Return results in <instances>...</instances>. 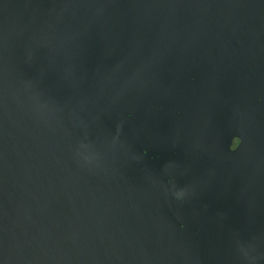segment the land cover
Instances as JSON below:
<instances>
[{
	"label": "water",
	"instance_id": "obj_1",
	"mask_svg": "<svg viewBox=\"0 0 264 264\" xmlns=\"http://www.w3.org/2000/svg\"><path fill=\"white\" fill-rule=\"evenodd\" d=\"M0 262L264 264V0H0Z\"/></svg>",
	"mask_w": 264,
	"mask_h": 264
},
{
	"label": "clouds",
	"instance_id": "obj_2",
	"mask_svg": "<svg viewBox=\"0 0 264 264\" xmlns=\"http://www.w3.org/2000/svg\"><path fill=\"white\" fill-rule=\"evenodd\" d=\"M129 115H131V114H129ZM236 139H239L240 143L236 147H233L232 146L233 142ZM241 145H242V137L241 136H236L233 139V141H232V143L230 145V149L232 151H235ZM76 154L86 164H91V163H93L94 161H96L98 159V154L94 151L93 147L90 144L81 143L79 148L77 149ZM169 167H171V166H169ZM169 183H171V180L169 181ZM172 196H173L175 201L183 204V203L186 202V198L189 196V191L186 188H178V187L174 186L173 187V191H172ZM183 227H185V225L181 224V228H183ZM242 251H244V250L242 249ZM244 254L247 255V252L244 251ZM0 264H2V262H0Z\"/></svg>",
	"mask_w": 264,
	"mask_h": 264
}]
</instances>
